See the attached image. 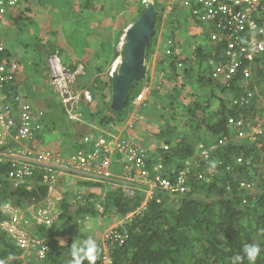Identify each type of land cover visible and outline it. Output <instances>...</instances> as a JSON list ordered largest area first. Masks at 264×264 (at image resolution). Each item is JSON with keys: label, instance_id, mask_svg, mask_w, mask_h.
<instances>
[{"label": "trees", "instance_id": "trees-1", "mask_svg": "<svg viewBox=\"0 0 264 264\" xmlns=\"http://www.w3.org/2000/svg\"><path fill=\"white\" fill-rule=\"evenodd\" d=\"M129 1L113 0L108 6L105 0H21L23 9L13 18L11 29L3 28L0 31V66L16 61L6 46L8 40H4L5 35L8 38L13 28L14 37L17 34L23 36V30H31L33 26H39L44 32H53L55 36L62 29V14L72 16L75 24H80V19L83 22L82 17L87 16L93 24L98 23L110 7L117 6V11L122 15ZM150 1L157 18L155 35L146 48V60L150 61L154 53L157 32L162 29V22L167 23L162 35L174 41L181 52L177 54L175 48L157 62L156 69L162 77L156 75L152 93L141 104L138 116L144 118V113L154 112L159 114L160 121L157 123L150 119V123L155 126L158 124L157 129L150 131L153 129L148 126L147 133L151 138L142 140L155 143L156 151L161 153L163 144L169 145L168 150L163 151L166 158L163 173L167 179L177 184L183 172V185L187 190L183 193L177 192L174 197L157 190V197L149 201L148 208L139 211L137 208L141 206L145 196L140 195L135 199V195L127 191V187H113L108 183L82 179L71 184L65 178L63 181L60 178L59 185L64 197L57 202L55 219L50 226L35 223L33 230L29 232L39 237L42 245L32 252L24 253L12 236L2 228V223L10 219L3 204L11 200L20 212L33 205L37 207V211L47 208L50 185L60 169L56 166H38L32 177L34 184L29 189L28 184L14 188V178L10 176L12 166L3 167L0 172V187L4 186L0 190V259L5 260L6 264H69L70 247L74 241L89 238L88 234L93 232V228L89 229L88 223L100 219L103 221H99L98 227L103 228L105 223L113 221L116 224L114 229L122 237L98 244L99 250L94 264L104 263L102 261L106 255L111 258L112 264H236L235 258L243 257L242 248L249 243H256L261 247L256 264H264V122L261 129H256L259 121L252 119L254 117L250 116L249 110L240 108V102H236L233 97L239 93L232 92L234 87L231 82L223 83L220 77H212L215 65L210 63L213 60L221 66L222 76L234 64L243 70L250 69L252 64L244 62L245 57L242 56L238 44H234V49H231L229 40H207L211 31L219 35L222 32L220 27L209 29L194 19L192 25L196 33L199 29L203 31L200 35L196 34L182 23H177L185 11L174 9L165 19L166 0ZM135 2L136 6L130 14H136V18L130 24L146 8L144 0ZM120 32L123 33V27ZM182 39L185 42H181ZM48 45L44 49L46 59L55 54L57 48H61L59 45ZM71 48L81 60L73 62L66 57L63 59L65 65L74 71L81 62L88 68L103 59L99 52L100 58L94 56L83 60L82 52H76L78 47ZM114 56L117 54L114 53ZM255 63V79L253 81L252 76L249 83L253 81V84L259 85L263 80L260 71L262 64ZM103 64H106L105 68V65L98 64L93 70L95 76L93 75L89 88L93 93V102L84 105L85 108L81 107L79 112L103 130H116L132 115L134 102L146 80L135 81L129 101L122 111H114L111 108L112 77L109 71L104 72L108 62L103 61ZM195 81L199 84V90H202L198 93L191 88ZM20 85L17 78L6 84L9 90L6 102L12 103L13 99L22 98ZM260 93L264 95V89ZM255 99L261 102L259 97ZM165 112H169V116ZM38 114L39 122L42 123L39 133L43 129H49L52 135L59 133L56 141L60 138L58 149L64 156L80 150H92L97 143V139L89 144L76 140L78 136L73 121L69 119L62 103L54 112L41 111ZM48 114L59 121L50 122L47 128L45 122ZM180 116L185 119L183 128L181 123L179 126L174 125L180 120ZM193 130L200 131L203 136L206 131L207 136L204 140L193 142ZM99 133L108 140L113 139L107 132L97 129L95 134ZM240 133L245 137H240ZM38 134L36 141L38 145H43ZM123 137L136 143V137L131 138L125 133ZM211 146H214L213 149ZM204 151L208 152L207 156L203 154ZM117 156L122 157L120 154ZM117 156L112 159L113 173L129 172V164L131 172L135 171L132 160L125 158L124 163L116 162ZM149 169L153 171L152 166ZM243 181L254 182L257 193L241 187ZM128 216L132 217L131 222L125 220ZM113 236L117 238L116 235ZM123 240L124 243L121 244ZM43 246L46 249L41 252ZM84 264L89 262L85 260ZM240 264L249 262L244 257Z\"/></svg>", "mask_w": 264, "mask_h": 264}, {"label": "built area", "instance_id": "built-area-1", "mask_svg": "<svg viewBox=\"0 0 264 264\" xmlns=\"http://www.w3.org/2000/svg\"><path fill=\"white\" fill-rule=\"evenodd\" d=\"M169 0L168 9L171 11L175 5L181 6L194 15L201 14L206 21L219 20L218 26L222 32L218 35L212 34L213 40H229L231 49H234V44H241V32L255 30L264 22V0ZM148 3L147 0H145ZM246 2L248 7L243 9L240 4ZM21 5V0H0V31L3 28H9L13 21V14L16 13ZM261 37L253 41L256 47L255 53L264 51V24L259 29L258 33ZM53 80L55 85L61 93L64 103L66 104L69 116L76 122L75 129L83 137L82 142L89 144L92 140L97 139V143L92 148L89 154L80 151L78 156L73 157L70 161H65L62 165L68 169L84 171L88 175L89 180L95 183H109L113 187H127L130 191V183H140L143 188H147V193L150 199L157 196L156 191L162 190L171 195H176L177 192H185L187 189L183 185L185 182L184 173L181 172L180 179L177 184H174L170 179H167L166 174H163L164 164L159 162L153 166V172L147 167L146 157L148 150L138 143H134L125 139L123 136L114 135L106 129L95 127L94 124L82 120L80 112H75L78 109V103L81 101L80 93H75L73 90L74 76L69 70H65L59 63L57 58L51 59ZM18 69L16 63L3 64L0 66V145H3L7 140H28L34 136V132L41 128L37 122V118L32 112L30 104L23 105L21 109V126L18 127L17 122L12 117V107L9 102H6L5 93L6 84L15 79V72ZM8 98V97H7ZM86 98L91 101L92 96L86 93ZM132 126V123H131ZM107 132L113 139H106L102 133L95 134V131ZM15 135L13 137L12 133ZM167 148V147H166ZM11 153V150L9 151ZM20 155L24 157L13 162V170L10 176L18 182L25 181L26 178L32 177L38 166H52L46 162V156L41 158L35 157V153L31 149L20 150ZM125 154V158L132 160L136 174L133 176L132 172L124 173L123 175H116L111 170L113 164L112 159L114 155ZM6 155L0 153V162L4 160ZM241 161V159H239ZM116 162H119L116 160ZM127 168V167H126ZM153 173V175H152ZM152 175V176H151ZM111 181V182H109ZM123 184V185H122ZM242 187L251 188V185L242 183ZM32 186H29L31 189ZM1 189V187H0ZM51 197V196H50ZM64 196L61 193L58 200ZM55 200H50L48 207L38 211L31 222L23 218L20 212L13 207H9L8 214L10 219L2 223V228L6 230L15 240L17 246L25 252L29 253L42 245L39 237H35L29 232V224L39 222L50 226L55 219ZM9 206V205H8ZM128 222L132 221V217L128 216ZM33 227V226H32ZM31 228V227H30ZM108 233V234H107ZM106 242L109 239L118 240L122 237L117 230L112 229L108 231ZM116 235L117 238H114ZM124 240L121 241V244ZM45 246L40 250L44 252ZM104 263L112 264L111 258L105 256Z\"/></svg>", "mask_w": 264, "mask_h": 264}, {"label": "clouds", "instance_id": "clouds-1", "mask_svg": "<svg viewBox=\"0 0 264 264\" xmlns=\"http://www.w3.org/2000/svg\"><path fill=\"white\" fill-rule=\"evenodd\" d=\"M147 1H148V3H146L145 0H144V2L146 4V7L152 6L151 1L150 0H147ZM168 3H169V0H166L165 1V5H164L165 6V14H164L165 19L167 18L166 15H169L171 12L174 11V9H178V10H183V11L187 12L189 15H192L194 17V19H196L197 21L202 22L209 29H211L214 26H218V23H219L218 19H215V21H206L204 18H202L201 14L194 15V14L190 13L189 11H187L186 9H183L179 5H175L173 7V9L171 11H169ZM228 3L229 4L232 3V0L229 1ZM240 7L245 9L246 7H248V4L246 2H243V3L240 4ZM21 9L22 8L20 7L18 11H20ZM18 11L13 14V18H15V16L18 14ZM263 24H264V22H261V24L255 30L247 29V31L241 32L242 41H241V44H239V49H240V52H242V56L245 57L244 62L245 63L246 62H250L252 64V67L250 69H244L243 70V69L238 68L237 64H234L233 66H230V68L228 70V73L225 74L224 76H222L223 75V71L221 70V66H219L217 63L215 64V62L213 60L210 63L211 65H215L213 67L212 77L214 79L220 77V79H221V81L223 83L231 82L232 83V87H234L232 92H238L239 93L237 96L233 95V97L236 99V102H240V108L249 110L250 116L254 117L252 119H255V120L259 121L256 129H261L262 126H263V122H264L263 121V117H264V95H262L260 93V90L264 89V51L260 52V53H255L256 47L253 45V41L256 38H260L261 37L258 33H259V29L262 28ZM11 27L12 26H10L7 30L11 29ZM164 27L165 26L163 24L162 29L159 32H157V35H158V37H157V45H156V48L154 50V53H153L152 57L150 58V61L145 60L146 76H145L144 80H146V82H150V80H153V84H154V80L156 79L155 78L156 75H160L158 73L157 69H156L157 62L164 56V54L169 55L172 51L175 50V48H177L176 47V43L174 41H172L170 38L164 37L162 35L164 29L166 28V27L165 28ZM127 28H126V30H127ZM126 30H125V33H126ZM192 30H194L195 33H196V30L194 29V27H193ZM155 32H156V28H155ZM202 32L203 31H201L200 29H199V31H197V33L199 35ZM125 33L123 34L124 36L122 37V39H121V37H119V39L121 40V44H120L121 51H119V53L118 52L116 53L117 54V56H115L116 60H115V62H113L111 70L109 71L110 75L114 73L115 64H118L117 65V70L119 69L120 64H121V60H122V58L124 56V49L123 48H124V45L126 43V34ZM213 33H215V32H212V31L209 32L207 40H209L210 42H217L218 40H213L212 39V34ZM120 36H122V34ZM181 42H185V39H182ZM118 43H119V41H118ZM162 48H164L163 51H162ZM176 52L178 54V53L181 52V50H179L177 48ZM156 53H158V55L160 53L161 56L158 58V60L156 62V65L153 66L152 79H149V74L151 73V70H150V67H149V63L150 64L152 63L153 58H154ZM55 57L57 58L58 63L63 68H65V70H69L71 72V74L74 76V82L72 84L73 85V90H74L75 93H80L81 94L80 95L81 101L78 103V109H75V112H79V109H81V105L80 104L88 105V104L93 102V93L89 89L90 86L88 88H81L78 85V83H77V77H79V76L89 77L88 75H90V72L87 70V67H85V65L83 63H80L75 71L72 70L71 67L65 65V63L61 59V48L60 47L57 48L55 54L50 55L47 58V64H48V74L47 75L51 76V78H52V80H51L52 81V85H50V83H49V85L52 87L53 93L59 98L61 103L64 105L66 113H67L69 119H71L70 116H69L66 104L64 103L63 98L61 96V93L58 90L57 86L55 85V81L53 80L51 59H53ZM255 59H256V63H261L262 64V67H261L260 71L263 74V80L261 81V83L259 85L258 84H253V81L255 79V74L253 75V68H254L253 66H254V63H255ZM13 63H16L18 65V69L15 72V79L16 78L18 79V76H19L20 70H21L20 69L21 66H20L19 61H17V60L16 61L14 60V61H12L9 64H13ZM257 70H259V69H257ZM252 76H253V81L250 84L249 82L252 79ZM161 77L162 76L160 75V78ZM47 80H48V78H47ZM136 81H140V80H136ZM141 81H143V80H141ZM112 82H113V78H112ZM251 85L253 86V88H251ZM8 91L9 90L6 88L5 89V93L7 94ZM144 91H145V94H144V92L141 91L140 94L137 96L138 99L144 98L146 96V94L148 92V89L144 88ZM86 93H89L92 96V100L91 101H89L86 98ZM255 97H259L261 99V102H257ZM17 99L18 100L13 99L12 103H9V105L11 107H13L12 108V117L18 124V127L15 129V133H17V129L21 126V109H22L23 105H25L27 103L31 105L32 112H33L34 116L37 118V122L39 124L41 123V122H39V117H38L40 115L36 114L32 104L28 100L23 98V97L22 98H17ZM111 99H112V95H111ZM7 100H8V98H7ZM146 100L147 99H143L141 101H142V103H144ZM138 101H140V100H138ZM134 103H135L134 105L138 104L137 101H135ZM141 104H140V106H141ZM139 110H140V108L138 109L137 113L133 111L132 115H130L131 119L140 118L139 120H137V122L134 121L132 123V126H131L132 128H128V127L125 128V126L123 124L121 127L117 128L116 130H109V129H106V130L111 132L114 135H118L119 134V135L123 136L124 133H125L127 135H130L131 138L135 137V129L139 125H142V124H140V122L142 123V121L144 119V118H141L140 116H138ZM260 111H261V113H260ZM71 120L73 121V127L75 129L76 122L73 119H71ZM82 120H84L83 116H82ZM84 121H86V120H84ZM86 122L92 123L95 126L97 125L95 122H91L89 120L86 121ZM121 129L122 130L124 129L123 132H121ZM38 133H39V130L34 132V136L32 138L28 139V140L20 141V140H15V139H13V140L9 139V140H7V142L5 144L0 145V153L6 155L4 157V160L2 162H0V172H1V169L3 167H6V166H12V169L10 170V171H12L13 170V162L16 159H18V158H20V160H22V158L24 157L23 155H20L19 151L20 150L24 151L25 149L28 148V149H31V150L34 151V153L36 154L35 157L41 158V156H46V162L48 164H50L52 166H57V167L60 168V170L55 173L56 177L59 175L60 172H63V171H71V173L73 175H78V176H82V177L86 176L84 171L68 169V168L64 167L62 164L65 161L72 160L73 157H75V156L77 157L80 151H83L85 154H89L91 152V150H88V151L87 150H80L79 152H75V153H72L70 155L64 156L63 153H61L59 150H50V149L47 150L45 148H42L41 145H38V143L36 141V136H37ZM75 133L78 136V138H76V140L80 141V143H83L81 141L83 137L79 136L80 133H78L76 131V129H75ZM12 135L15 138V135L13 133H12ZM239 136L240 137H245V135L243 133H240ZM136 143H138V142L136 141ZM144 143H146V142H144ZM138 144H140V143H138ZM140 145H142L143 147H145L148 150V153H147L148 157L146 158L148 169H149V166H152V169H153V166L155 164L159 163V162L163 163L164 164V168H165L166 158H165V155H164L165 153H163V151H167L168 150V147H169L168 144H163L165 147H163L162 153L161 152H157L156 151V147H155L154 150H150V149H148V147L144 146L143 144H140ZM213 147L214 146H211V149H213ZM10 150H11V153L9 152ZM203 154L205 156H207L208 152L204 151ZM238 161H239V159H238ZM239 162H241V161H239ZM163 171H165V169H163ZM151 172H153V171H151ZM132 174H133V176H135L136 169H135V171ZM152 175H153V173H152ZM32 177L26 178L25 181H23V182H18L17 180L13 179V187L14 188H18L22 184H28L29 186H33L34 179H32ZM87 177H88V175H87ZM61 178L64 179L65 177L63 176ZM53 182H54V180H53ZM53 182H52V184H53ZM242 183H246V184L251 185V188H249V189H251L253 193H257V190L255 188L256 184L254 182L243 181V182H241V184ZM52 184L50 185L49 193L51 191ZM130 186H131L130 191H132V193L135 195V199L138 198L140 195L145 196V200L141 203V206L138 207L137 210L143 211L144 209H147L148 208V203L151 200L149 195H148V193H147V191H146L148 189L141 187L142 185L140 183H136V182H132V181L130 183ZM3 188H4V186L1 187L0 190H2ZM49 196H50V194H49ZM174 196L175 195H173V197ZM60 200L57 199V201L56 200L55 201L58 202ZM159 201H160V199H159ZM11 202H12L11 200H8V201L4 202V204H3L4 210L8 213L9 207H13L18 212H20L19 208L16 207ZM56 207H58V203H56ZM36 211H37V209H36ZM27 213H29V215H27ZM36 214L33 215V213L31 211H29V210L26 213H24V214L21 213V215L23 216L24 219L29 220L31 222L34 220V216ZM34 226H35V222L33 224V227H31V228L28 227L29 231H32ZM12 239L16 242V240L13 237H12ZM101 243L102 242H96L91 237H89V238H87V239H85L83 241L75 240L74 243L72 244V246L70 247V257H71V259L69 261V264H84L85 260H87L89 262V264H94V262H95V260L97 258L98 250H99L98 244L100 245ZM242 253H243V257L242 256H237L235 258L236 264H240V262L242 261V259L244 257L247 258L249 264H256V260H257L258 256L261 254V247L258 244H256V243L245 244L243 246V248H242ZM9 259H12V257L9 256ZM102 262H104V261H102ZM0 264H6V261L3 260V259H0ZM102 264H105V263H102Z\"/></svg>", "mask_w": 264, "mask_h": 264}, {"label": "rangeland", "instance_id": "rangeland-1", "mask_svg": "<svg viewBox=\"0 0 264 264\" xmlns=\"http://www.w3.org/2000/svg\"><path fill=\"white\" fill-rule=\"evenodd\" d=\"M136 0H130L128 7L125 8V12L122 13V15L119 14L117 11L118 7H110L109 11H105V13L102 16V19L97 23L94 22L93 24L90 23L91 19L89 17H82L83 22L80 19V24L74 23V18L72 16H67L65 14L61 15V22L60 27H62L60 34H57L54 36L53 32H44V29H40L39 26H33L31 30H23L24 35L23 36H17L21 34H17L16 37H14V31L15 28H13L12 31L9 32L8 38L7 35H5L4 40H8L6 46L10 49V52L12 53V56L19 61L20 66L22 67L23 71H25L23 74L27 77V84H22L20 82V88L19 91L22 94V97L27 99L33 106L35 112L37 115L38 112L42 111L45 113H51L56 111L57 107H60L61 103L59 98L53 93L52 87V78L48 75V64L47 59L45 57L44 49L47 48L48 43H50L51 46H61L62 54L61 59L64 62L63 58H67L69 60H72L73 62L80 61L81 57L77 56L74 52V50L71 48L74 46L78 47V50L76 52H82V59L88 60L91 57L97 56L99 52L102 53L103 59L100 60V63L94 64L93 67H97L98 64H103V61L105 63L108 62L107 68L104 70L105 73L111 70V67L113 65V62H115L116 58L114 56V53L121 51L120 44L121 40L119 39L121 32L120 29L123 27V33L121 36H124L126 28L130 25L131 20L136 18V14H130L133 10V7L136 6ZM106 5L110 6L113 2V0H105ZM107 6V7H108ZM23 9V5L20 6ZM165 10V9H164ZM68 13H71L68 11ZM51 16V15H50ZM169 15H166L168 17ZM181 20L177 21L178 24L182 23V25L185 28L193 29V21L194 17L192 15H189L187 12H184L180 17ZM167 19V18H166ZM166 27L167 23L162 22L161 26ZM124 25V26H123ZM164 27V28H165ZM57 28V27H55ZM163 28V29H164ZM52 30V29H51ZM53 31V30H52ZM194 31V30H192ZM195 32V31H194ZM165 37V36H164ZM13 38V39H12ZM186 39V37H185ZM119 41V43H118ZM74 45V46H73ZM71 46V47H70ZM164 48H162V51ZM114 56V58H113ZM160 53L155 54L152 63H149V67L151 70V73L149 74V79H152L153 76V66L156 65V62L158 58L160 57ZM65 63V62H64ZM93 67H88L87 70L90 72V70H95ZM91 71V72H92ZM89 77L85 76H79L77 77V83L81 88H88L90 84L92 83V77L91 74L88 75ZM95 76V73H94ZM19 78V76H18ZM46 78H48L46 83ZM92 78V79H91ZM149 81V80H148ZM50 83V85H49ZM199 84L195 81L194 84L191 86L195 92H199L202 90H199ZM145 89H148V92L144 98H136V101L138 102L137 105H135L134 112L137 113L138 109L140 108V104L142 103L141 100L148 99L150 94L152 93L153 86V80H150V82H144V86L142 87V92L145 94ZM130 98V94H129ZM140 100V101H138ZM82 108H85V106L82 104ZM167 116H169V112H165ZM153 119L157 123L160 121L159 114L150 112L147 114L144 113V119L142 121V125H139L135 129V140L148 147L150 150L155 149V143L153 142H146L144 144V139L147 137L150 139L151 135L148 132L149 127H151L155 131L157 129V126L155 124L150 123V119ZM140 118H134L131 119V116L127 119V121L124 123L125 128H132L131 123L134 121L137 122ZM84 120L88 121L86 118ZM55 121H59L57 118H55L52 115H47L45 127H49L50 122L54 123ZM131 121V122H130ZM181 123L182 128L185 126V119L184 117L180 116V120L176 121L174 125H178ZM149 126V127H148ZM95 127H98L96 125ZM124 130V129H123ZM121 129V132H123ZM139 134V135H138ZM59 133H55L52 135L48 130H42L38 136L40 137V142H42L43 145H41L42 148H47L50 150H59L58 149V140L60 141V138L56 141V138L58 137ZM194 141L198 140H204V137L207 136V132L205 131V135H201L200 131H194L192 132ZM119 136V134L117 135ZM61 137V136H60ZM144 138V139H143ZM153 138V137H152ZM143 139V140H142ZM154 140V139H151ZM55 142V143H54ZM197 144V142L195 143ZM163 147H165L163 145ZM65 177V180L69 181L71 184L76 183L78 179L82 180H89L87 175L85 177L73 175L71 171H63L60 172L57 177H55L54 182L51 186L50 196H49V202L50 200H56L57 197L60 196L62 193L61 185H59V180L61 177ZM64 179H62L63 181ZM113 186V184H109ZM53 207H55L56 202ZM37 207L35 205L31 206L27 210L21 211L22 214L26 213L28 210L31 211L34 214H36L38 211H36ZM103 221V219H100ZM95 220L88 223L89 229L93 228V232L88 234L89 237L94 239L96 242H104L107 237V232L114 229L116 227V224L111 221L104 224L103 228L98 227L99 221ZM117 223V222H116ZM115 224V225H114ZM103 225V224H102ZM114 227H111L113 226ZM29 228L33 226V223H30ZM107 228L109 230H107ZM107 230V231H106ZM107 233V234H106Z\"/></svg>", "mask_w": 264, "mask_h": 264}, {"label": "water", "instance_id": "water-1", "mask_svg": "<svg viewBox=\"0 0 264 264\" xmlns=\"http://www.w3.org/2000/svg\"><path fill=\"white\" fill-rule=\"evenodd\" d=\"M157 15L152 6L145 8L138 19L126 30L124 56L119 69L115 64L113 78L111 108L122 111L129 101V94L134 81L144 80L146 76V48L155 34Z\"/></svg>", "mask_w": 264, "mask_h": 264}, {"label": "crops", "instance_id": "crops-1", "mask_svg": "<svg viewBox=\"0 0 264 264\" xmlns=\"http://www.w3.org/2000/svg\"><path fill=\"white\" fill-rule=\"evenodd\" d=\"M82 63V62H81ZM94 69H95V67H93ZM20 74H19V78L17 79V81H19V82H21L22 84H27V77L25 76V74H23L25 71H23V69H22V67H20ZM48 74V73H47ZM91 74L92 75H94V71H92L91 72ZM91 74H90V76H91ZM48 76V75H47ZM92 78H93V76H91ZM46 83H47V78H46ZM48 84V83H47ZM26 98V97H25ZM27 100V99H26ZM41 112V111H40ZM58 138V137H57ZM60 144V142L58 143V145ZM120 155H122V157H120V156H117V155H114L113 156V159L115 158V156H117V159L116 160H118L119 162H122V163H124V161H125V154L124 153H121ZM130 165L131 164H129V170H131L130 169ZM130 172V171H129ZM129 172H127L128 174L127 175H130L129 174ZM124 173H126V171H116L115 172V174L116 175H123Z\"/></svg>", "mask_w": 264, "mask_h": 264}, {"label": "bare ground", "instance_id": "bare-ground-1", "mask_svg": "<svg viewBox=\"0 0 264 264\" xmlns=\"http://www.w3.org/2000/svg\"><path fill=\"white\" fill-rule=\"evenodd\" d=\"M57 167V166H56ZM57 169H60L59 167H57Z\"/></svg>", "mask_w": 264, "mask_h": 264}]
</instances>
